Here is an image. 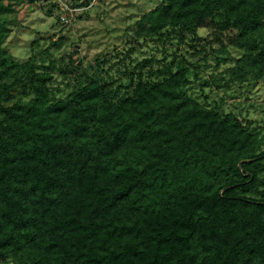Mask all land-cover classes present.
Wrapping results in <instances>:
<instances>
[{
  "label": "trees",
  "instance_id": "trees-1",
  "mask_svg": "<svg viewBox=\"0 0 264 264\" xmlns=\"http://www.w3.org/2000/svg\"><path fill=\"white\" fill-rule=\"evenodd\" d=\"M14 1L37 0H0V264H264V150L184 92V55L165 56L155 81L135 73L153 58L118 78L108 59L70 65L58 94L55 62L8 59ZM202 27L220 52L245 50L237 74L264 77V0H163L137 33L190 40L198 59Z\"/></svg>",
  "mask_w": 264,
  "mask_h": 264
},
{
  "label": "rangeland",
  "instance_id": "rangeland-1",
  "mask_svg": "<svg viewBox=\"0 0 264 264\" xmlns=\"http://www.w3.org/2000/svg\"><path fill=\"white\" fill-rule=\"evenodd\" d=\"M55 1L37 0L34 4L14 1L13 10L4 13L3 19L11 28L4 43L9 60L17 64L36 63L42 66L41 70L55 62L51 87L64 94L71 89L74 79L71 75L65 77L61 68L71 65L75 72L72 75H81L91 72L99 60L108 59L104 66L114 64L113 75L118 78L145 58H153L145 67L141 63L135 73L143 71L148 80L155 81L158 76L154 72L164 69L165 56L170 61L183 54L185 66H190L189 83L182 86L184 92L203 105L238 118L255 136L258 151L264 150V77L256 79L251 74L236 73L240 69L237 59L244 49L227 43V52H220L221 47L208 27L199 29L200 36L206 38L201 44L211 41L206 45L207 58L203 57L204 52L198 59L192 57L195 49L190 40L162 43L139 35V21L163 0H59L57 6ZM66 10L69 12L65 13ZM66 14L70 19L67 24L60 20ZM62 37L66 40L54 44ZM127 52L130 56H126ZM223 58L228 61L223 62ZM120 82L128 84L129 78L123 76Z\"/></svg>",
  "mask_w": 264,
  "mask_h": 264
},
{
  "label": "built area",
  "instance_id": "built-area-1",
  "mask_svg": "<svg viewBox=\"0 0 264 264\" xmlns=\"http://www.w3.org/2000/svg\"><path fill=\"white\" fill-rule=\"evenodd\" d=\"M62 22H64L65 24L69 23L70 19L69 17H67L66 15L61 16Z\"/></svg>",
  "mask_w": 264,
  "mask_h": 264
}]
</instances>
